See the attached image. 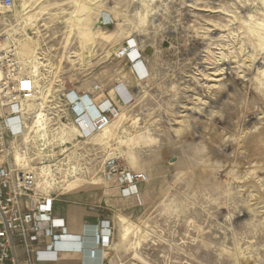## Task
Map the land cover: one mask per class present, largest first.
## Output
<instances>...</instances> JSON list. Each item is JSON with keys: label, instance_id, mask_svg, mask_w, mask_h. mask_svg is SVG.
<instances>
[{"label": "rangeland", "instance_id": "rangeland-1", "mask_svg": "<svg viewBox=\"0 0 264 264\" xmlns=\"http://www.w3.org/2000/svg\"><path fill=\"white\" fill-rule=\"evenodd\" d=\"M12 2L0 23L74 163L63 193L103 188L108 159L145 174L114 209L105 264H264V0ZM130 41L142 80L116 58ZM92 83L133 100L79 140L61 98Z\"/></svg>", "mask_w": 264, "mask_h": 264}, {"label": "built area", "instance_id": "built-area-1", "mask_svg": "<svg viewBox=\"0 0 264 264\" xmlns=\"http://www.w3.org/2000/svg\"><path fill=\"white\" fill-rule=\"evenodd\" d=\"M12 7V0H0V8ZM5 25L0 23V264H46L63 254L83 252L81 240L69 236L63 219L53 215L54 203L73 177L66 172L74 163L67 157L69 150L60 149L65 144L54 141L48 105L41 101V74L32 61L20 58ZM134 46L127 42L116 58L140 60L138 51L132 57ZM140 65L134 74L142 80L146 73L141 60ZM99 90L92 83L87 94L62 95L79 140L107 131L133 100L123 83L113 87V98L98 96ZM103 176L116 180L123 195L130 194V185L145 180L144 173L120 169L113 159L105 161ZM111 230L107 221L99 225L92 235L90 257L105 248Z\"/></svg>", "mask_w": 264, "mask_h": 264}, {"label": "crops", "instance_id": "crops-1", "mask_svg": "<svg viewBox=\"0 0 264 264\" xmlns=\"http://www.w3.org/2000/svg\"><path fill=\"white\" fill-rule=\"evenodd\" d=\"M68 191L54 203L53 215L63 219L69 236L81 240L83 252L63 254L57 261L46 264H105L106 250L99 249L94 257L89 256V249L93 248L92 235L103 221L113 224L114 209L126 205L129 195L121 193V186L114 179L105 182L100 189Z\"/></svg>", "mask_w": 264, "mask_h": 264}, {"label": "bare ground", "instance_id": "bare-ground-1", "mask_svg": "<svg viewBox=\"0 0 264 264\" xmlns=\"http://www.w3.org/2000/svg\"><path fill=\"white\" fill-rule=\"evenodd\" d=\"M108 20H109L108 15H107L106 13H104V14H103V21L107 22ZM130 43L133 44L131 41H130ZM134 47H135V46H134ZM134 50L137 51V50H136V47L133 49L132 57H135V56H136V53H135ZM134 63H135V67L133 66V68H135L137 71H140V70L138 69L139 66H141V65H140V60H139V59H138V60H135ZM142 72H143V73H146L145 68L143 69ZM83 101H86V100H83ZM39 116H40V118H42L43 115H39ZM74 131L77 133V130H76L75 128H74ZM59 134H60V135H59ZM59 134L57 133V134H56V137L59 136V138H60L61 136H64V133H62V132H60ZM61 138H62V137H61ZM63 140H65V138H64ZM70 184H71V183H70ZM70 184H69V185H70ZM69 185H68V186H69ZM68 186H67V187H68ZM86 237H87V236H86ZM87 251H88V250H87ZM100 254H101V252H100Z\"/></svg>", "mask_w": 264, "mask_h": 264}]
</instances>
